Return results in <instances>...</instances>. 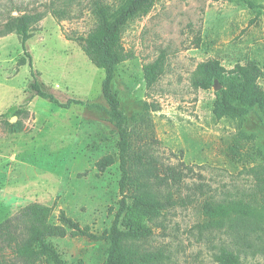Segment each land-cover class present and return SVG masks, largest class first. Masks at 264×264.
Returning a JSON list of instances; mask_svg holds the SVG:
<instances>
[{"label": "rangeland", "instance_id": "rangeland-1", "mask_svg": "<svg viewBox=\"0 0 264 264\" xmlns=\"http://www.w3.org/2000/svg\"><path fill=\"white\" fill-rule=\"evenodd\" d=\"M93 1L0 0V24L11 10L13 15L17 9L46 12L33 24L27 49L43 89L67 103L35 95L29 66L19 62L18 37H0V221L39 202L53 207L51 221L62 210L101 233L118 209L119 137L106 114L104 71L77 40L95 26ZM51 7L66 16L53 17ZM121 42L133 58L116 66L111 88L126 117L130 154L167 182L170 167L181 174L179 185L171 187L177 203L147 222L151 234L141 247L162 253L152 264H218L214 255L223 247L243 264H264V212L215 228L200 210L205 200L239 199L258 209L249 169L264 164V126L251 113L242 129L254 139L238 150L252 152L254 159L233 154L236 123L212 113L221 85L215 80L218 89L215 83L200 89L190 80L201 61L216 58L228 72L235 63L253 59L262 69L258 81L264 88L262 18L238 0H154L147 14L126 23ZM160 54L162 72L146 86L142 66ZM15 121L21 130L10 132ZM105 155L114 162L99 170L95 163ZM160 191L165 194L167 188L160 185ZM50 241L65 264H101L106 256L104 240L65 236Z\"/></svg>", "mask_w": 264, "mask_h": 264}, {"label": "trees", "instance_id": "trees-1", "mask_svg": "<svg viewBox=\"0 0 264 264\" xmlns=\"http://www.w3.org/2000/svg\"><path fill=\"white\" fill-rule=\"evenodd\" d=\"M238 1L255 10L262 18L264 32V1L258 4L252 0ZM153 4L154 0H117L115 5L94 0L92 12L96 18L95 26L86 36L77 37L92 64L104 71L101 91L108 106L106 114L119 137L118 186L121 198L110 226L101 233H95L88 225H81L62 210L59 211L56 221H51L52 206L39 202L28 203L0 221V264H65L50 241L51 238L65 236L82 237L91 241L104 240L107 244L106 256L101 264H152L161 259L160 251L143 249L140 242L151 234V227L147 222L159 216L162 210L177 203L173 199L171 187L179 185L181 174L170 167L167 182L163 177L152 174L150 169L140 162L139 157L130 154L126 117L120 108L116 93L111 88L116 66L133 58V53L126 51L121 42L123 28L129 20L147 14ZM17 11L19 14L13 15L11 10L4 15L0 24V37L9 33H15L18 37L23 53L19 62L29 66L32 76L29 87L32 92L65 107L67 103L58 102L52 94L43 89L27 49L33 24L41 20L46 12L19 9ZM49 12L57 19L66 16L64 10L54 7H51ZM163 59L160 54L142 66L146 86H151L161 74ZM261 75L262 69L253 59L235 63L227 72L218 59L210 58L197 63L190 77L195 88L209 89L215 80L221 85V88L215 91L212 113L215 118L225 117L236 123L230 149L233 154L246 157L247 160L254 159L252 152L243 155L238 149L242 142L252 141L254 134H247L242 129L243 122L254 112L264 126V88L258 81ZM18 113L19 111H16V114ZM8 130L19 132L21 127L15 121L9 124ZM113 162L111 155H105L97 160L95 165L99 170H103ZM249 170L254 178L258 209L240 199L205 200L201 203L200 210L207 225L218 228L225 220L255 217L259 215V210L264 212V164H255ZM160 185L167 188L165 194L160 191ZM214 258L218 264H243L237 253L224 247Z\"/></svg>", "mask_w": 264, "mask_h": 264}, {"label": "water", "instance_id": "water-1", "mask_svg": "<svg viewBox=\"0 0 264 264\" xmlns=\"http://www.w3.org/2000/svg\"><path fill=\"white\" fill-rule=\"evenodd\" d=\"M215 88H216V89H218V88H219V85H217V84H216V82H215Z\"/></svg>", "mask_w": 264, "mask_h": 264}]
</instances>
